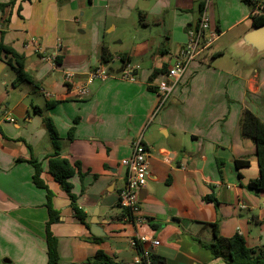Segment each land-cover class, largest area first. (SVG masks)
<instances>
[{
    "label": "crops",
    "instance_id": "0c3cea01",
    "mask_svg": "<svg viewBox=\"0 0 264 264\" xmlns=\"http://www.w3.org/2000/svg\"><path fill=\"white\" fill-rule=\"evenodd\" d=\"M259 1L264 12V0ZM31 2L18 0L0 14L4 44L23 55L24 71L36 84L13 85L15 73L0 59V264H47L45 191L32 183L30 159L41 163V178L54 194L58 219L50 229L57 239V264H92L98 252L112 264H132L135 252L128 241L135 234L159 241L153 253L160 264H225L192 239L211 240L206 223H216L222 237L241 235L250 249L263 246L264 191L245 187L259 178L256 148L239 132L245 110L264 123V53L255 55L241 43L258 10L242 0H87L78 17L49 22L39 14L28 27ZM200 4L216 39L189 64L155 113L161 74L150 83L148 78L172 64L187 30L199 20ZM138 13L144 20L137 19L130 48L113 51L105 34H124L120 23ZM74 25L87 43L74 39ZM102 46L108 64L100 61ZM95 68L106 78L88 84ZM125 69L134 82L121 79ZM42 117L52 120L62 157L79 164L83 178L69 181L88 228L73 217L67 195L48 174L51 141ZM139 136L149 151L146 183L138 193L147 222L134 225L118 206L117 193L126 173L120 161ZM242 159L249 165L236 169L235 160ZM210 196L217 206L206 199ZM91 222L104 233L100 243L88 240Z\"/></svg>",
    "mask_w": 264,
    "mask_h": 264
},
{
    "label": "trees",
    "instance_id": "16d2710c",
    "mask_svg": "<svg viewBox=\"0 0 264 264\" xmlns=\"http://www.w3.org/2000/svg\"><path fill=\"white\" fill-rule=\"evenodd\" d=\"M18 0H9L8 2H0V14H2L5 9H11L13 5ZM31 2L32 0H22ZM242 2L250 7L252 11L258 10L261 2L259 0H242ZM200 10L202 5L199 6ZM17 11H20V7H17ZM138 19L140 23H143L144 15L138 13ZM252 26L258 27L264 24V13L252 14L251 17ZM3 31L0 30V59H6V64L11 67L15 73V79L13 85L17 84H29L36 85L34 79L31 75L24 71V57L18 54L10 46L4 44L3 42ZM123 55L120 56L123 62ZM100 61L102 64H108L110 62V55L107 49L102 46L100 50ZM165 70H154L149 76V83L159 74L166 72ZM149 91H154L155 88L148 86ZM56 105L54 103L46 104V107H53ZM36 114L42 116V111L38 108L34 110ZM42 122L47 130L51 141V152L47 156V171L52 177L53 181L56 182L61 190L67 195L70 201V208L72 210L73 217L77 219L81 224L88 228L86 223V216L84 212L79 208L76 200L77 197L72 193V184L70 179L78 175L80 179L83 178V174L80 172L79 164H71L66 158L62 157L60 151V139L56 128L49 117H42ZM239 132L244 138L250 139L256 148L255 157L259 168V178L255 181H251L245 185L246 189L260 192L264 191V123H262L251 111L245 110L239 120ZM74 128L71 127L67 132V139H73ZM28 163L33 167L32 183L36 188L43 189L45 191V203L44 207L47 210L48 220L44 227L45 232V244H46V256L47 264H57L58 253H57V239L52 234L50 226L58 219V212L53 208L52 199L54 194L50 191L48 186L45 184L44 180L41 178L42 167L41 163L35 159H30ZM236 169H241L247 167L249 162L247 159L235 160L234 162ZM84 189H81V193ZM208 201L214 203L217 206L216 200L213 196L206 198ZM255 224H260L255 218L253 219ZM204 226L209 227L211 231V240L208 243L202 242L199 239L192 238L196 243L203 249L207 250L213 259H220L225 264H264V245L256 248L250 249L246 247L243 237L237 233L233 234L231 237H222L219 234L218 226L216 223H206ZM88 240L94 243L102 242L100 237H95L90 235ZM154 264H160L159 258L153 256ZM92 264H112L110 259L101 252L96 253V255L89 260Z\"/></svg>",
    "mask_w": 264,
    "mask_h": 264
},
{
    "label": "built area",
    "instance_id": "2783aa9c",
    "mask_svg": "<svg viewBox=\"0 0 264 264\" xmlns=\"http://www.w3.org/2000/svg\"><path fill=\"white\" fill-rule=\"evenodd\" d=\"M205 1L207 2V0ZM262 11V7L259 6L258 14L264 13ZM216 35V32H210L209 20L202 8L196 26L187 30L186 42L174 54L172 64L167 68L166 72L158 76L155 88L159 101L155 108V113L165 105L189 64L196 60L199 54L213 43ZM105 78V71L95 68L89 72L87 83L90 84L95 80H104ZM70 79L71 75L67 74L65 81L68 82ZM121 79L128 82L135 81L131 71L128 69L122 71ZM86 92L87 90L85 89L80 91L81 94H86ZM148 152L147 146L142 142V137L139 136L132 143L131 154L120 161V165L125 168L126 173L125 183L117 193V203L121 209L126 211L134 225L147 222V219L140 214L138 193L146 183ZM128 243L135 252L132 264H154L153 251L159 245L158 240L135 234L129 239Z\"/></svg>",
    "mask_w": 264,
    "mask_h": 264
},
{
    "label": "rangeland",
    "instance_id": "374dc122",
    "mask_svg": "<svg viewBox=\"0 0 264 264\" xmlns=\"http://www.w3.org/2000/svg\"><path fill=\"white\" fill-rule=\"evenodd\" d=\"M73 3L70 6L69 0H34L31 4L26 5V10L29 11L32 17L30 21H27L25 26L30 27L31 22H35L39 17V14H43L44 17L49 22H52L55 17H66L69 14H72L74 17H78V12L81 6V12H83V8L87 6V0H72ZM28 12V13H29ZM24 13H26L24 11ZM80 13V12H79ZM138 17H134L129 19L128 21L120 23V29L124 32L116 31L114 33L110 32L105 34L106 42L111 46L113 51H120L121 49H128L130 48V44L133 42L132 40V29L133 27H138ZM18 27L22 26V21L17 19ZM135 25V26H134ZM48 26V25H47ZM73 37L75 40L79 41L80 43H87V36L79 33V28L74 25L72 28ZM131 34V35H130ZM123 40L122 45H118L115 43L116 41ZM115 67H118V63H115Z\"/></svg>",
    "mask_w": 264,
    "mask_h": 264
},
{
    "label": "water",
    "instance_id": "95a60500",
    "mask_svg": "<svg viewBox=\"0 0 264 264\" xmlns=\"http://www.w3.org/2000/svg\"><path fill=\"white\" fill-rule=\"evenodd\" d=\"M241 43L244 48H247L255 55L264 53V24L253 27L249 32L245 33L241 38ZM89 231L95 237H102L104 234L96 222L90 223Z\"/></svg>",
    "mask_w": 264,
    "mask_h": 264
}]
</instances>
